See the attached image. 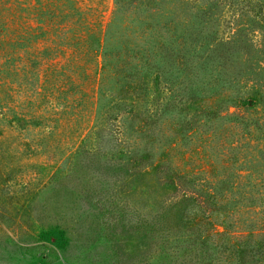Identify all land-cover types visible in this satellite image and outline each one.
I'll return each instance as SVG.
<instances>
[{
    "label": "rangeland",
    "instance_id": "374dc122",
    "mask_svg": "<svg viewBox=\"0 0 264 264\" xmlns=\"http://www.w3.org/2000/svg\"><path fill=\"white\" fill-rule=\"evenodd\" d=\"M209 1L0 0V264H264V32Z\"/></svg>",
    "mask_w": 264,
    "mask_h": 264
},
{
    "label": "trees",
    "instance_id": "16d2710c",
    "mask_svg": "<svg viewBox=\"0 0 264 264\" xmlns=\"http://www.w3.org/2000/svg\"><path fill=\"white\" fill-rule=\"evenodd\" d=\"M209 2H211L209 6L198 8V12L195 16L212 14L213 10H217L220 7L224 8L223 10L225 11L232 12V14L234 13V19L231 22L228 21V23L233 24L235 29L232 34L236 36V38L227 39L228 41L221 40L222 42L230 44L236 41L238 37H242L241 41H243V39L245 41L250 40L251 35L256 32L254 29L256 26H261V30L264 32V0H210ZM226 7H228V9H226ZM244 16H247V22L241 23L240 20ZM247 45L246 43V46ZM261 46H264V42ZM262 51H264V49H262Z\"/></svg>",
    "mask_w": 264,
    "mask_h": 264
}]
</instances>
